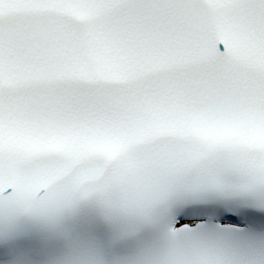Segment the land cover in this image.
<instances>
[{"label":"snow or ice","instance_id":"obj_1","mask_svg":"<svg viewBox=\"0 0 264 264\" xmlns=\"http://www.w3.org/2000/svg\"><path fill=\"white\" fill-rule=\"evenodd\" d=\"M0 264H264V0H0Z\"/></svg>","mask_w":264,"mask_h":264}]
</instances>
